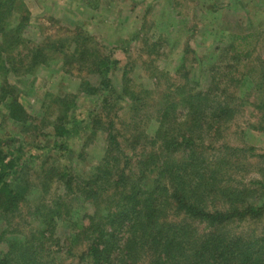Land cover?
<instances>
[{
  "label": "rangeland",
  "instance_id": "obj_1",
  "mask_svg": "<svg viewBox=\"0 0 264 264\" xmlns=\"http://www.w3.org/2000/svg\"><path fill=\"white\" fill-rule=\"evenodd\" d=\"M22 2L23 4L16 3L14 6L16 10H12L7 20L4 53L8 54V57H13L17 53L16 50L29 41L31 46L34 44L40 46L39 50L44 53L45 62L32 75L27 73L35 69L32 62L31 66H25L19 75L12 67L8 72L0 73V102L19 103L30 114L22 122L13 124L10 119L5 118V111L0 104V136L9 132L22 134L20 127H17L22 125L28 129L24 134L25 142L40 141L49 144L50 138L43 135L46 132L52 133V126L56 124L53 117L42 119L39 115L35 122L31 117L40 111L42 102L49 100L45 96L47 92L59 94L62 103L65 104L70 101L69 98L73 99L78 94L74 108L68 112L71 116L70 121L79 120L75 124L82 126L81 121L85 120L88 124L84 112L91 110L94 118L98 120V126L96 125L94 132L92 124V129L89 126L81 131L65 159L58 155L50 157L41 155L39 159L30 161L18 169L17 174L8 177L12 188L17 191L21 187L25 189L19 192L17 213L12 209L5 211L0 208V229L5 225L8 229L19 225L25 235L29 236L27 238L29 244L45 241V248H48V244L52 248L50 237L42 235L41 232L50 221L39 223L32 214L38 207L35 211L38 214L41 212L42 217L49 210H56L54 212L60 213L62 222H72L78 230L73 231L71 228L65 230L59 223L55 229V235L59 238L66 240L71 236L76 238V234L83 236L84 230L81 226H84L85 222L98 220H89L90 217H94L93 212L98 211L97 207L94 209L87 203L83 204L84 196L87 194L84 191L87 190L89 181H92V173L96 167L109 159L111 163H106L110 173L107 180H114L126 158L133 161L135 155L141 152L140 154L143 153L150 163L162 162L165 163V167L173 170L178 168V164L185 158L183 147L172 149L174 143L164 142L183 136L195 138L193 143L197 147L193 163L199 166L198 170L202 173L201 183L207 182L212 185V188L206 186L207 193L210 195L220 192V198L214 201L216 209L225 210L230 204L241 206L244 202L253 207L264 203L261 201L264 200V194H258L256 191L260 189H256V186L255 193L250 187L251 192L245 190V185L256 180L258 176L264 179V158L256 157L264 154V119L258 123L260 113L263 111H257L252 105L259 104V94L256 95L257 84L260 76L264 75V0H22ZM21 16L25 18V24L18 33L15 26ZM15 35L20 37L19 42L23 44L15 40ZM234 36L238 37L235 42L230 40ZM229 43H233L235 51L241 55L239 57L241 63L238 66L242 68L239 72L245 73L247 82L243 86H236L233 83L229 92L226 91V99H223L225 105L219 108L221 110L226 108V111L228 109V114L224 115L228 118L227 127L223 131L224 138L213 136L209 139V136L205 137L206 140L200 141L198 128L202 125V120L207 121L204 106L209 105L200 99L203 97L202 94L197 95L198 101L194 99L191 102L192 109L204 108L201 114L195 115L202 119L198 117L192 121L190 117L183 116H178L179 118L173 121L165 120L170 115L160 114L162 111H158L159 103L152 104L153 99L150 100V96L155 101L171 103L175 106L173 108L175 111L178 106L183 105V100H180L182 94L168 95L167 87L170 83L185 79H178L177 74L173 75V72L181 71L178 73L180 76L187 72L186 80H190L192 85L197 83V88L205 86L204 73L201 75L195 71L192 64L187 65L186 69L179 67L182 58L187 60L194 58L195 55L208 57L212 50L217 54L216 57L223 56L224 52L230 49ZM92 49L96 51V55L97 50L103 55L110 51L109 59L112 66L107 83L109 87L112 86L109 94L111 98L107 109L102 112L99 109L100 100L95 101L97 96L89 95L83 90L78 91L81 80H86L91 85L98 81L96 74L89 70L91 65L82 64L79 67L74 65V68L61 65L62 52L72 55L74 50H77L85 61L90 62L95 55L87 54V51ZM243 56L246 58L243 59ZM66 68L69 71H66ZM124 71L126 73L123 75ZM166 71L167 74H163ZM191 84L187 85L192 86ZM249 91L251 94L245 98ZM238 96H241V100ZM60 110L62 112L64 107L54 114L59 115ZM217 110L213 114L221 111ZM100 125L110 128L113 134L120 130L122 133L114 137L111 132L99 130ZM136 135H139V138L135 137ZM179 141L180 139L176 144ZM224 144L229 147L225 152L219 148ZM71 145L73 146L72 143ZM131 145H136L133 147L134 150L130 148ZM236 147L241 150H236ZM27 149L30 153L40 154L46 150V146L37 150L30 146L24 150ZM65 165L69 166L71 176L76 175L71 191H67L62 183L64 179L57 175L59 171H65ZM40 168H44V172H41ZM223 192L228 194L224 195ZM94 202H97L98 208L104 206L102 198L95 197ZM108 203L111 207L115 200L110 199ZM102 213L100 209L99 214ZM170 213L167 215L170 222L181 220L179 218L182 214L178 215L175 211ZM84 215L89 218L86 216L83 221L75 222ZM27 220L28 224L21 225ZM237 220L227 221L228 223L224 225L232 226L229 229L236 232V237L250 236L255 227L257 231L264 233V209L258 216H253L245 222L238 223ZM187 222L190 223L188 220L180 222L184 232ZM77 224L80 227H77ZM190 226L192 232L187 235L186 241L168 244V249L162 256L167 264L190 262L191 259H185L193 253L192 260H200L204 264L203 261L209 257L208 261L213 259V256L220 252L219 247L225 249V246L220 245L222 238L218 231L214 230L216 232L213 231L214 233L208 236L209 243L203 244L202 240L205 242L207 240V233L204 232L206 234L202 237L195 224L191 223ZM224 226L221 229L225 228ZM31 228L34 230L30 232ZM80 247L81 243L76 242L73 252ZM153 252L155 251L152 249L147 253L137 252L135 256L139 259L135 264H150L148 254ZM220 255L223 256L220 263L235 264L233 256L230 257L228 252ZM64 258L70 259L67 253H60L55 259L56 264ZM229 258L231 262H228Z\"/></svg>",
  "mask_w": 264,
  "mask_h": 264
},
{
  "label": "trees",
  "instance_id": "obj_2",
  "mask_svg": "<svg viewBox=\"0 0 264 264\" xmlns=\"http://www.w3.org/2000/svg\"><path fill=\"white\" fill-rule=\"evenodd\" d=\"M16 3L23 4L22 0H0V73L8 72L9 68L12 67L19 75L24 70V67L27 65L31 66L32 62L35 69L27 72L29 75H32L45 62V55L39 50L40 46L36 44L31 46L32 44L29 41L23 44L19 42L20 37L15 35V40L23 44V46L16 50L17 53L13 57H8V54L4 53L3 50L4 31L7 20L11 16L12 10H16L14 7ZM24 19L22 16L19 17L15 26L16 32L22 31L25 24ZM245 38L243 37V39ZM236 39L238 37L234 36L230 38L233 42ZM216 48L217 46L214 47V49ZM229 48V50L224 52L223 56L216 57L217 54L212 50L208 57L195 55L194 58L192 57L187 60L182 58L179 67L186 69L187 65L192 64L191 66L194 67L195 71L201 73V75L204 73L205 86L204 88H197V83L192 85L190 80H186L188 78L187 72H183L181 76L178 74L181 71L173 72V75L177 74L178 79H185V81L179 80V82L170 83L167 87V91H169L168 95L182 94L180 95V100H183V105L178 106L175 111L173 109L175 106H172L171 103L165 104L160 102V100L158 102L150 96V100L151 98L153 99L151 101L152 104L159 103L158 111H162L161 113L159 112L160 114L164 116L170 115L165 120L173 121L178 116H183L190 117L192 121L194 118H201L200 116L195 117V115L201 114L205 108L204 111L207 113L205 118L207 121L202 120V125L198 128L200 141L206 140L207 138L205 137L209 136V139H212L213 136L224 138L223 131L227 127L226 123L228 122V118H225L224 115L228 114V109L226 111V108L223 110L219 108L225 105L223 99H226V91L229 92L233 83L236 86H243L247 82L245 73L239 72V69L242 68L238 66L241 63L239 58L241 55L235 51L233 43H229ZM91 53L95 57L90 62H87L77 50H74L72 55L62 52L60 56V58L62 57L61 65L71 68H74V65L78 67L82 64L91 65L88 68L91 73L96 74L98 81L91 85L86 80H81L78 84V91L83 90L89 95L97 96L98 98L95 101L100 100L99 109L102 112V110L105 111L107 109L109 99L111 98H109V94L112 86L109 87L107 83L108 74L112 66L109 59L110 51L105 55L100 50H97V55L93 49L87 51V54ZM244 57L246 58V56H243V59ZM234 63L236 67H234ZM25 71H27V68ZM66 71H69V69L66 68ZM125 73L126 71L123 72V75ZM163 74H167V71L163 72ZM168 77L171 78V76ZM188 83L192 86H188ZM258 83L256 95L259 94V104L252 105L257 111H263V113H260L258 121V123H261L262 119H264V75L260 76ZM198 94H202L203 97L200 99L205 100V104L211 106L206 105L202 109H192L191 102L194 99L196 101L199 100L198 96L201 95ZM250 94L251 91L245 95V98ZM77 95L73 99L72 97L69 98L68 100L70 101L65 104L62 103L63 100L59 94L47 92L45 96L49 100L42 102L39 114L37 113L35 116L31 115L34 122L39 115H41L42 119L49 116L53 117V121L56 124L52 126V133L46 132L43 135L45 138H50L49 144L46 145V142L40 141L25 142L24 134L28 129L22 125L17 126L20 127L22 134L19 132H9L2 137L0 136L1 209L5 211L12 209L14 213H17L16 211L19 210L17 205L19 192H23L25 189L21 187L17 191L14 187L12 188L8 177L17 174L18 169L26 166L30 161L39 159L41 155L48 157L58 155L65 159L69 148L74 147V140L78 134L89 126L92 129L91 124L93 125V132L96 129V125L98 126V120L94 118L95 115L91 110L84 112L88 124H86L85 120L81 121L82 126L75 124L79 120L74 119L72 122L70 121L71 116L68 112L74 108ZM238 98L241 100V96H238ZM92 99L94 100V98ZM0 104H2L1 107L5 111V118L10 119L13 124L22 122L26 116H30L19 103L8 101L4 103L0 102ZM62 106L64 110L62 112L60 110V114L55 115V111L57 112ZM215 110L221 111L213 114ZM98 129L111 132V135L114 137L122 133L120 130L117 134H113L110 128L107 129V127H103L102 125ZM212 131L213 133H211ZM135 137L139 138V135ZM178 139L180 141L176 144ZM178 139H167L164 142L167 144L174 143L171 146L172 149L173 147H183L185 158L178 164V168H173V170L165 167V163L162 164V162H158L157 164L150 163L143 153V155L140 154L141 152L135 155L133 161L126 158L125 164H123L117 178L114 180H107L110 176V173H108L109 168L107 167L111 163L109 159L105 160L99 167H96L97 169L92 173V181H89V186L84 191L87 194L84 196L83 204L87 203L89 207L92 206L94 209L97 207L98 211L93 212L94 217L89 218L87 215H84L75 222L83 221L86 216L89 220H98L96 222L93 220L92 222H85L84 226H81V229L84 230L83 236L76 234V238L72 236L66 240L59 238L55 235V229L59 223L62 224V228L65 230L70 228L73 231L78 230L72 222H62L60 213L54 212L56 210H49L44 214L45 217H42L41 212L38 214L35 211L38 207L33 210L32 214L39 223L41 221L46 223V220L50 221L46 223V228L41 232L42 235L50 237L52 248H50L49 244L48 248H45V241L29 244L27 241L29 236L25 235L21 226L14 225L15 228L8 229V226L5 225V227L0 229V264H56L55 259L60 253H67L70 259H60L58 264H135L139 259L138 256H135L137 252L142 251L147 253L151 249L155 252L148 254L150 264H167L164 262L166 259H163L162 256L167 251L168 244L186 241L185 238L192 232L191 223L198 227L202 237L207 233V240L206 242L202 240L203 244L209 243L208 236L218 231L222 238L220 245L225 246L224 250L219 247L220 252L216 256H213V259L208 261L209 257L206 261H203L204 264H222L220 261H222L223 256L220 254L223 252H228L230 257L233 256L235 264H264V233L257 231V227H255V229H252L250 236L241 238L236 237V232L229 229L232 226H224L235 219H238V223H241L253 218V216H258L261 210L264 209V203L258 207H253L244 202L241 206L230 204V207L225 210L223 208L221 210L216 209L214 201L220 198V192L219 194L215 192L210 195L207 193L206 186L212 188V185L207 182L201 183L203 181L202 173L198 170L199 166L193 163L195 148L197 147L193 143L195 138L183 136L178 137ZM181 144L182 146H179ZM30 146L36 150L39 147L43 148L46 146V150L40 152V154L30 153L28 149L24 150ZM135 146L131 145L130 148L134 150L133 147ZM163 146L167 147L166 145ZM219 148L223 152L229 149L226 144L220 145ZM236 150L241 149L236 147ZM256 157L264 158V154H259ZM128 164L129 166H127ZM64 167L65 171H59L57 175L64 179L62 183L67 191H71L76 175L71 176L68 165ZM43 169L40 168L41 172H44ZM245 173H247L246 170ZM140 185L143 187L139 188ZM254 186H256V189H262L261 191H256L259 192L258 194H264V179L258 176L256 180L254 179V181L245 185V190L251 192L250 187L254 191L256 190ZM223 194L227 195L228 192H223ZM95 197L102 198V205L104 206L98 208L97 202H94ZM110 199L115 200V203L111 207H109L108 203ZM261 201L264 202V200ZM100 209L103 212L101 215L99 214ZM170 211H175L178 215L182 214L179 218L181 220L176 221L177 223L170 222L167 217V215L171 214ZM183 220L190 221V223L187 222V228H185L188 234L181 228L180 222H183ZM28 223L29 220L23 221L21 225ZM250 224L253 225L252 223ZM78 226L79 224H77ZM223 226L225 228L221 229ZM33 228H31L30 232L34 230ZM76 242H80L81 247L79 250L77 249L73 252ZM193 256L194 253L189 254L185 260L191 259V261L182 263L202 264L200 260H192ZM228 262H231L230 258Z\"/></svg>",
  "mask_w": 264,
  "mask_h": 264
}]
</instances>
